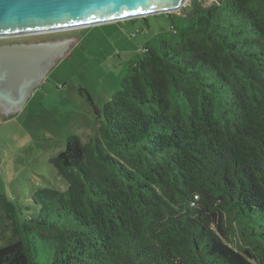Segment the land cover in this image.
<instances>
[{
	"label": "trees",
	"instance_id": "trees-1",
	"mask_svg": "<svg viewBox=\"0 0 264 264\" xmlns=\"http://www.w3.org/2000/svg\"><path fill=\"white\" fill-rule=\"evenodd\" d=\"M206 1L86 93L97 134L50 157L65 190L5 200L0 264H264V0Z\"/></svg>",
	"mask_w": 264,
	"mask_h": 264
},
{
	"label": "rangeland",
	"instance_id": "rangeland-1",
	"mask_svg": "<svg viewBox=\"0 0 264 264\" xmlns=\"http://www.w3.org/2000/svg\"><path fill=\"white\" fill-rule=\"evenodd\" d=\"M190 2L186 1L185 6ZM180 10L170 14H180ZM168 15L151 14L146 21L137 17L66 31L0 38V43L72 39L65 56L34 88L24 107L9 115L0 112L1 247L17 238L5 214V200L16 204L17 212L26 207L32 211L37 206L31 195L39 187L61 191L67 188L66 180L52 168L49 159L65 150L71 135L85 142L97 134L100 120L85 98L86 93L93 105L101 109L122 81L129 64L140 60L144 45L158 48L159 34L172 37Z\"/></svg>",
	"mask_w": 264,
	"mask_h": 264
},
{
	"label": "water",
	"instance_id": "water-1",
	"mask_svg": "<svg viewBox=\"0 0 264 264\" xmlns=\"http://www.w3.org/2000/svg\"><path fill=\"white\" fill-rule=\"evenodd\" d=\"M188 0H0V38L170 14ZM72 39L0 44V112L21 110Z\"/></svg>",
	"mask_w": 264,
	"mask_h": 264
},
{
	"label": "flooded vegetation",
	"instance_id": "flooded-vegetation-1",
	"mask_svg": "<svg viewBox=\"0 0 264 264\" xmlns=\"http://www.w3.org/2000/svg\"><path fill=\"white\" fill-rule=\"evenodd\" d=\"M4 43H7V42H4ZM13 43V42H12ZM0 44H2V43H0ZM8 44V43H7Z\"/></svg>",
	"mask_w": 264,
	"mask_h": 264
}]
</instances>
